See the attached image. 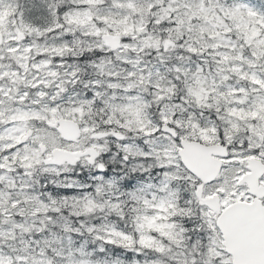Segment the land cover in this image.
I'll return each instance as SVG.
<instances>
[{"label":"snow or ice","instance_id":"obj_1","mask_svg":"<svg viewBox=\"0 0 264 264\" xmlns=\"http://www.w3.org/2000/svg\"><path fill=\"white\" fill-rule=\"evenodd\" d=\"M0 264H264V0H0Z\"/></svg>","mask_w":264,"mask_h":264}]
</instances>
